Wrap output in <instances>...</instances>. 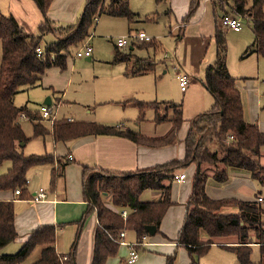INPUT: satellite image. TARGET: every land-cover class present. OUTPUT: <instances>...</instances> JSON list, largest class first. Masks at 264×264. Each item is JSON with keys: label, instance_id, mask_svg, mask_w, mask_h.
Here are the masks:
<instances>
[{"label": "trees", "instance_id": "trees-1", "mask_svg": "<svg viewBox=\"0 0 264 264\" xmlns=\"http://www.w3.org/2000/svg\"><path fill=\"white\" fill-rule=\"evenodd\" d=\"M33 1L43 16V22L38 25L35 34L26 33L13 16H0V165L5 161L10 162L7 171L0 174V192L10 195L17 190V200L29 201L32 195L27 190L28 170L50 166L49 184L52 190L56 178L63 175L68 163L66 156L55 157L53 153L24 155L19 144L25 145L33 138L51 136L54 142H67L85 136H106L125 138L149 149L173 145L184 122L182 104L179 103L166 102V107L172 109L170 118L159 113L155 115L154 123L168 121L170 124L169 130L160 136H147L114 125L69 121L65 118L56 119L49 127L38 110L32 111L26 105L17 107L14 104V96L23 89L38 86L46 70L52 67L61 71L66 69L70 51L91 36L94 20L100 14L124 17L129 24L138 21L137 15L129 9V0H85L84 8L75 22L52 27L53 21L47 17V13L53 0ZM155 1L162 3L165 0ZM210 2L215 21V59L205 68L202 83L212 96L213 104L209 110L189 120L190 127L184 138V157L145 169L123 172L83 165V194L88 205L82 218L77 221L78 232L66 254L67 258L62 261L65 254H58L55 249V225L45 224L32 230L16 253L0 252V264H21L38 246L41 247L40 256L32 264H76L79 231L84 219L91 213H95L97 218L91 264H106L109 258L118 254L121 246L118 234L121 231L134 232L137 246L143 237L150 236L146 226L154 225L156 233L159 231L162 218L174 205L171 198L174 174L192 165L191 192L175 240L177 246L187 250L189 264H200L194 257L206 254L212 245L233 252L238 264H264V207L261 202L235 197L213 199L206 192L207 179L211 177L218 183H224L228 179L229 168L250 172L252 179L264 187V165L260 162L264 132L260 131L257 124L246 122L243 118L240 92L227 68L226 35L217 24V11L221 16L237 15L247 20L253 42L246 48L244 55L255 53L264 57V0ZM198 5L199 0H189L184 22L193 16ZM151 19L154 20V17ZM53 32L59 33L58 38L42 47L43 36ZM37 48L43 50L41 55L37 54ZM136 48L156 51L159 45L152 40L133 45V50ZM119 49L116 47L112 63H124L125 76L154 72L156 61L153 58H140L133 54V50L122 52ZM132 104L143 116L145 109H155L160 103L137 101ZM21 113L32 124L30 138L25 136L18 121ZM55 161L57 169L53 167ZM145 190L159 192L158 198L141 201L140 195ZM225 208L232 210L226 211ZM124 210L127 212L125 217L121 214ZM15 216L14 200H0V251L20 237L15 227ZM253 244L259 247L257 262L250 259ZM174 260V256L167 257L166 264H174Z\"/></svg>", "mask_w": 264, "mask_h": 264}, {"label": "rangeland", "instance_id": "rangeland-1", "mask_svg": "<svg viewBox=\"0 0 264 264\" xmlns=\"http://www.w3.org/2000/svg\"><path fill=\"white\" fill-rule=\"evenodd\" d=\"M0 3H3V1L0 0ZM210 5L207 0L201 1L194 15L197 17L196 20L191 19L188 22L182 31L183 36L181 38L178 36L176 27L184 17L180 13L181 4L177 0H165L162 3H156L155 0H129V9L137 15L138 19V21L131 24L124 17L100 14L94 20L89 38V44L92 48L90 60H86L87 57H75L77 49L74 48L70 51L65 70L60 71L59 68L48 69L49 72L44 75L45 81H50L53 86L60 87L63 85L61 89L63 93L57 90V92H52L41 88V78L38 86L18 92L14 96V104L17 107H22L26 104L29 110L35 109L39 111L43 100L47 96H51L52 104L50 108L56 117L62 118L64 116L66 117L65 119L77 118V120L83 119L84 121L106 125L123 123L129 127H138L135 130L142 134H145L142 132L143 130L158 129V126L153 123L154 108L145 109L143 116H141L137 107H123L118 103L119 100L123 99L121 96L124 94L126 86L116 87L112 79V77L122 79L123 77H121L119 72L123 73L125 69L124 64L112 63L117 39L124 38L127 40L126 46L119 49L122 52H126L134 42L131 36L135 32L141 31L152 38V40H155L159 45V49L156 51L138 48L133 50V53L140 58L151 57L156 61L154 72L138 76V84L135 86L138 93H135L133 97L148 103L159 102L160 104L156 107L161 111L160 114L165 115V112H167L169 118L172 116V109L167 108L166 103L162 102L171 101L182 104L183 118L185 119H190L198 113L209 110L213 104V99L202 84L197 82L193 85L191 82L183 94L178 87L176 75L178 72L186 73L190 77L196 76L197 79L201 80L204 76L205 67L214 62L215 43L212 37L214 17L212 6ZM227 10H229L228 7ZM202 13L205 14L202 15ZM217 14L218 24L221 13L217 11ZM151 17H154V20ZM55 23L58 25L57 22ZM65 24L59 23V25ZM223 30L226 32L227 68L229 74L236 80V85L240 91L245 118L253 123L256 122L259 126V120L264 122V57L254 53L247 57L243 55L245 48L253 39L250 24L247 20L242 19V30L240 32H233L227 28H223ZM53 34L59 36L57 32H53ZM53 34H45L41 41V46L53 42L56 39ZM125 83L128 84V80ZM57 98H62L63 102L61 100L56 105ZM102 101L105 102L98 104ZM83 105L90 107L83 108ZM88 109L89 113L86 114L85 111H88ZM85 118H90V120H85ZM18 120L24 133L27 136H31L32 125L28 119L21 117ZM185 124L182 125L183 128ZM161 125L163 127L167 126L164 122ZM49 147V141L46 137L45 141L42 138L31 139L26 146L20 149L24 155H42L48 152ZM260 162L264 165L263 154ZM9 166V161L3 162L0 165V174L5 173ZM192 168L194 169V166H189L182 170L187 175L184 183L177 185L173 182L171 188L173 200L176 201V197H181V201H183L187 197L191 186ZM35 169L38 168H31L26 173L29 195L37 191L39 187H42L48 194L50 191L48 176H42L40 174L42 172ZM252 190V187L246 185V187H242L241 194L245 199L254 198V194L260 190L261 195L264 197V187L259 186L255 193ZM225 197L229 196L220 198ZM177 202L179 203L180 201ZM261 205L264 207V201ZM28 208L29 206L23 201L14 202L15 213L18 217L25 218L28 214ZM225 209L226 211L232 210V208ZM183 217V207L180 203L170 208L161 221L159 231L153 236H147L144 240V242H153V244L144 245L145 247L143 248L142 246L139 248L133 242L135 234L129 231L126 239L124 237L123 240L127 243L133 242L132 246L134 249L139 248L135 264H166L167 257L170 256L175 257L174 264H189L190 257L188 253L177 246L175 242ZM93 218V214L87 217L78 240L77 261H80V264H89L88 256L91 254L90 248L93 239ZM69 228L70 224L64 226L63 235L65 238ZM162 234L167 237L168 242H174V244H162L168 243L163 241ZM225 241L227 242V240ZM17 244V242L8 244L0 252L3 254H14L19 248L15 249ZM40 249L41 247H36L25 262L22 263L25 264L35 260L40 254ZM61 249L58 248V250ZM127 252L128 247L121 244L118 254L109 258L106 264H120V262L124 264ZM259 256V247L253 244L251 246V261L257 262ZM194 259L200 264H238L233 252L217 245L210 246L206 254L200 257L195 256Z\"/></svg>", "mask_w": 264, "mask_h": 264}, {"label": "crops", "instance_id": "crops-1", "mask_svg": "<svg viewBox=\"0 0 264 264\" xmlns=\"http://www.w3.org/2000/svg\"><path fill=\"white\" fill-rule=\"evenodd\" d=\"M2 1H3V3H0V16L1 15H4V16L11 15L16 19L18 24H20V26H22L24 28L26 33H28V34L37 33V27L40 23L43 22V16H42L41 12L39 11L38 7L36 6V4L33 0H2ZM177 1H179L181 4L180 13L183 14L182 17H185L188 13L189 0H177ZM201 1L202 0H199V5H200ZM207 2L209 3V5L211 4L210 0H207ZM84 4H85V0H53L52 4L50 5L49 11L47 13V17L53 21L52 27L61 26V25H59V23H64V24L65 23H71L72 21L76 20L79 16L81 10L83 9ZM199 5H198V7H199ZM197 9H196V11H197ZM196 11H195V13H196ZM170 12H171V10H170ZM195 13L193 14V16H191L188 19L187 22H184L183 18H182L181 23L177 24L176 28L178 30V36H180L179 38H181L183 36L182 31L184 30L185 26H187L188 22L191 19L196 20L197 17L194 16ZM204 14L205 13H202V15H204ZM242 19H244V18H242ZM55 22H57L58 25ZM218 25L221 28H223L220 25V19H218ZM241 30H242V28H241ZM240 31H233V32H240ZM214 32H215V21H214L213 35H214ZM224 32H225V30H224ZM53 35H55V34H53ZM225 35H226V32H225ZM55 37H56V39L58 38V36H56V35H55ZM252 42H253V39H252L251 43H249V45H251ZM136 44H139V43L134 41L129 46V50H133V45H136ZM249 45H247V47ZM246 48H245V50H246ZM245 50H244V52H245ZM244 52H243V55H244ZM91 54H92V52H91ZM249 55H251V54H249ZM249 55H244V57H247ZM113 56H114V54H113ZM68 58H69V56L66 59L67 64H68ZM87 58L88 59H86V60L89 61L90 57H87ZM149 58H151V57H149ZM112 60H113V58H112ZM115 64H118V63H115ZM121 64H124V63H121ZM56 68L57 67L50 68V69L53 70ZM66 68H67V65H66ZM48 72L49 71L46 70L44 75H46ZM119 73H121V77H123L122 79L114 78V77H112V79H113L116 87L126 86V88L124 89V94L121 96L123 99L119 100L118 103L123 107L134 106L132 104V102H137V101L148 103L145 101H140V100L136 99L135 97H133V95H135V93H138L137 89L135 88V86L138 84V80H139V79H137L138 76H125V69H124L123 73L122 72H119ZM179 74H181V73L178 72V74L176 75V79H177V76ZM44 75H42V77H41L42 78L41 85H40L41 88H43L45 90L47 89V90L52 91V92L53 91L62 92L61 89H62L63 85H61L60 87L53 86V84L50 81H48V80L45 81ZM186 75L188 77L187 87L191 82L193 85L197 82H200L202 84V86L204 87V85L202 83L203 79L200 80V79H197L196 76L190 77L188 74H186ZM127 80L129 82L128 84L125 83ZM177 81H178V79H177ZM235 84H236V80H235ZM178 87H179V84H178ZM187 87H186V90H187ZM186 90L185 91L180 90V91L184 94L186 92ZM50 98H51V96H50ZM61 100L63 102L62 98H59V99L57 98V102H56L57 104L56 105H58L59 101L61 102ZM126 101H128V102L125 103ZM104 102L105 101H102V102H99L98 104H102ZM169 102H171V101H169ZM154 103H157V101H154ZM162 103H166V102H162ZM51 104H52V101H51ZM83 106H84L83 108H89L90 107L88 105L87 106L83 105ZM33 110H35V109H33ZM242 110H243V105H242ZM182 111H183V109H182ZM160 112L161 111L159 110V108L156 107L155 111H154V118H155V115L157 113L160 114ZM85 113L88 114L89 109H88V111H85ZM82 114H83V112H82ZM165 115H167V117H168L167 112H165ZM56 118L59 119L60 117H56ZM62 118H66V117L62 116ZM154 118H153V123H154ZM243 118L246 122L253 123L252 121H249L248 119L245 118L244 112H243ZM71 119H72V121L88 122V121H84L83 119H81V120H77V118H71ZM190 119L184 118L183 124L184 123H186V124H185L184 128L182 126L183 129L181 128L179 130L178 135H177V141L173 145L163 147V148H156V149H149V148H145L142 146H138L135 143H133V142H131L125 138H120V137L85 136V137L78 138L75 140H70L67 142H54L51 136H47L50 147H49L48 152H46V153H53L55 157L66 156L65 160L68 161V163L64 167L63 175L56 178L55 187L53 188V190L50 189L49 193L48 194L46 193L45 200H43L41 202H32V203L30 201L20 200L21 202L23 201V203H26L29 206V208L27 209L28 214L26 215L25 218L18 217L17 214L15 216V227H16V230H17L19 236H20L15 241L18 243L17 247L15 249L20 247L21 243L26 240V238L31 233V231L34 230L35 228H37L38 226L45 225V224H53L56 227L55 249H56L58 254H67V252L69 251V248L71 247V245L75 239V236L78 232L77 221H79L82 218L84 212L86 211L87 205H88V203L84 199V194H83L84 184H83V179H82V166L84 165V166H88V167H92V168H96V169H103V170H108V171H113V172H123V171H134L136 169L149 168V167H152V166H155V165H158V164H161V163L173 160V159H182L184 157V153H185L184 138H185L187 131L190 127V122H189ZM85 120H90V118H85ZM28 121L30 122L29 119H28ZM45 123H47V126H49V127L52 126V124H50L49 122H45ZM164 123H166L167 126L163 127V125H161V123H157V124L154 123L155 126H158V129L143 130V131L141 130V131L143 133H145L144 135L148 134L147 136L163 135L169 130V127H170V124L168 121H166ZM254 123L257 124L256 122H254ZM113 125L120 127L122 129H130V130H134L136 132H139V131L135 130L138 127H129L123 123H118V124H113ZM257 126H258V124H257ZM258 128L260 129V131L264 132V122H262L261 120H259ZM25 136L30 138L32 135L27 136L25 134ZM45 138L43 139V141H45ZM26 144L24 146H26ZM24 146H22V147H24ZM261 152L264 156V147L262 148ZM53 167H55L57 169V162L56 161L54 162ZM191 167H193V166H191ZM37 168L38 169H35V170L42 172L40 174H42V176H46V177L48 176V178L50 180V178H51V167L50 166L43 165V166H38ZM193 171H194V169L192 168L191 174H193ZM186 179H187V175L183 181H179V182L174 181V182L177 185H180V184L184 183L186 181ZM246 185L252 187L253 193H255L256 189H258L259 186L262 187L256 180L252 179L250 172L239 169V168H229L228 169V179L226 182L218 183V182L214 181L211 177H209L207 179V181H206V192H207L208 196L213 198V199H218V198L223 197V196H229V197H235L237 199L246 200V201L257 199L259 202L262 203L264 201V197L261 195L260 190L254 194V198H247V199L244 198V196L241 194L242 193L241 189H242V187H246ZM40 188H42V187H39V189ZM171 188H172V186H171ZM38 190L31 193V195L33 196L35 193L38 192ZM190 192H191V186H190V189L187 193V197L183 201H181L182 200L181 197H176V201L173 200V198L171 197L172 200L174 201V205L171 206L170 208H172V207H174L180 203V205L183 207V216H185V212H186L185 204H186V201L190 195ZM0 194H1L0 200H14V202L19 201L16 199V195L14 193H11L9 195L8 193H1L0 192ZM158 196H159V192H157V191L145 190L141 193L140 199H141V201H152V200H156L158 198ZM177 201H180V202L178 203ZM91 214H93L94 218H93V226H92V228H93L92 229L93 230V239H92L91 248H90L91 254L89 255L90 257L88 256L89 264H91V261H92L93 248H94V232H95V229L97 227L96 214L95 213H91ZM87 217L84 219L83 226L85 224ZM183 220H184V217H183ZM66 224H70V228L66 232L67 236L65 238L63 233H64V226ZM160 225H161V223H160ZM160 225H159L158 230L160 229ZM83 226H82V228H83ZM181 226H182V224H181ZM181 226L179 227V230H180ZM82 228L79 231L78 240H79ZM179 230H178V232H179ZM128 232L129 231H125V239H126ZM145 238L146 237L142 238L141 243L139 244V248L141 246L143 248V247L147 246V244L148 245L153 244V242H147V241L144 242ZM162 239L165 242L169 241L164 234H162ZM133 242L134 243L138 242V240L136 239V236H135V240ZM133 242H128V243L134 244ZM162 244H174V242H172V243L168 242V243H162ZM58 248H62V249L58 250ZM139 248H137L136 250H139ZM180 248H183V247H180ZM183 249L187 252V250L185 248H183ZM10 251H12V250H10ZM40 252H41V249H40ZM5 253H7V252H5ZM77 255H78V241H77V247H76L75 263L80 264V261H77V259H78ZM39 256H40V254H39ZM39 256H37L35 258V260H32L31 262H26L25 264H32L33 261L35 262L36 260H38ZM23 263H21V264H23Z\"/></svg>", "mask_w": 264, "mask_h": 264}, {"label": "built area", "instance_id": "built-area-1", "mask_svg": "<svg viewBox=\"0 0 264 264\" xmlns=\"http://www.w3.org/2000/svg\"><path fill=\"white\" fill-rule=\"evenodd\" d=\"M220 25L223 28H227L233 31H240L242 28V18L237 15H224L220 17ZM132 40L141 43V42H150L152 41V38L148 37L144 32L137 31L131 36ZM127 40L124 38H118L116 41V47L122 48L126 46ZM76 53L75 57H90L92 48L89 44V37L83 41L79 46L76 47ZM38 55H41L43 50L41 48H37L36 50ZM178 79V84L179 88L181 91H185L188 83V77L185 73H181L177 76ZM51 105L46 106V105H41L39 107V113L41 114L42 120L45 122H49L50 124H53V122L57 119L52 111H51ZM25 117L24 113L20 114V118ZM69 121H72V119H67ZM186 178V175L184 172L180 171L174 174V181L179 182L183 181ZM15 195L19 194V191H14ZM46 198V191L42 188L38 190L37 193H35L31 199L29 200L31 203L32 202H41L45 200ZM122 216L125 217L127 212L126 210L122 211ZM119 240L120 244H124L128 247V252H127V258L125 259L126 264H135L137 260V250L133 248L132 244L127 243L123 240L125 237V231H121L119 234ZM67 258V255L65 254L62 257V261H64Z\"/></svg>", "mask_w": 264, "mask_h": 264}, {"label": "water", "instance_id": "water-1", "mask_svg": "<svg viewBox=\"0 0 264 264\" xmlns=\"http://www.w3.org/2000/svg\"><path fill=\"white\" fill-rule=\"evenodd\" d=\"M131 49V48H130ZM88 59V58H87ZM42 105H46V106H50L51 105V98L50 96H47L43 102H42ZM20 146H24V144H20ZM147 233L150 235V236H153L155 233H156V226L154 225H148L145 227Z\"/></svg>", "mask_w": 264, "mask_h": 264}]
</instances>
